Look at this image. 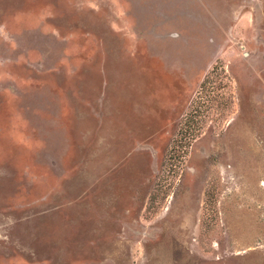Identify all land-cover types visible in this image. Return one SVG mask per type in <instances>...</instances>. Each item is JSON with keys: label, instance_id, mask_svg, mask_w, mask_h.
Segmentation results:
<instances>
[{"label": "rangeland", "instance_id": "rangeland-1", "mask_svg": "<svg viewBox=\"0 0 264 264\" xmlns=\"http://www.w3.org/2000/svg\"><path fill=\"white\" fill-rule=\"evenodd\" d=\"M0 264H264V0H0Z\"/></svg>", "mask_w": 264, "mask_h": 264}]
</instances>
